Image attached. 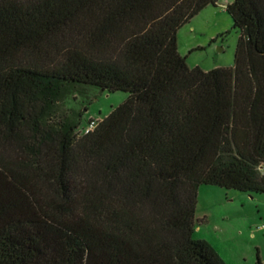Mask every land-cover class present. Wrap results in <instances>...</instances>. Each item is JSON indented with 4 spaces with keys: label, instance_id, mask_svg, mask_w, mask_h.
<instances>
[{
    "label": "trees",
    "instance_id": "16d2710c",
    "mask_svg": "<svg viewBox=\"0 0 264 264\" xmlns=\"http://www.w3.org/2000/svg\"><path fill=\"white\" fill-rule=\"evenodd\" d=\"M217 3L0 0V264H227L198 192L264 193V0L226 6L234 66L192 68L178 32ZM80 85L129 97L81 134Z\"/></svg>",
    "mask_w": 264,
    "mask_h": 264
},
{
    "label": "rangeland",
    "instance_id": "374dc122",
    "mask_svg": "<svg viewBox=\"0 0 264 264\" xmlns=\"http://www.w3.org/2000/svg\"><path fill=\"white\" fill-rule=\"evenodd\" d=\"M234 0H218L194 17V30H179V51L190 67L209 71L235 65L239 29L226 10ZM193 35V36H192ZM198 44V45H194ZM63 108L83 113L81 128L90 119L102 120L125 102L129 93L96 86L77 87ZM194 237L208 241L227 264H264V193L202 184L198 192Z\"/></svg>",
    "mask_w": 264,
    "mask_h": 264
},
{
    "label": "built area",
    "instance_id": "2783aa9c",
    "mask_svg": "<svg viewBox=\"0 0 264 264\" xmlns=\"http://www.w3.org/2000/svg\"><path fill=\"white\" fill-rule=\"evenodd\" d=\"M100 123V120H96V119H90L89 123L86 127L82 128V130H80L81 134H88L92 131H94V129L98 126V124ZM260 169L264 172V165H262L260 167Z\"/></svg>",
    "mask_w": 264,
    "mask_h": 264
},
{
    "label": "crops",
    "instance_id": "0c3cea01",
    "mask_svg": "<svg viewBox=\"0 0 264 264\" xmlns=\"http://www.w3.org/2000/svg\"><path fill=\"white\" fill-rule=\"evenodd\" d=\"M185 26H187L188 29H191L193 31L194 30V18L192 20H190V22L187 23ZM178 34H179V32H178ZM194 45H198V44H194Z\"/></svg>",
    "mask_w": 264,
    "mask_h": 264
}]
</instances>
